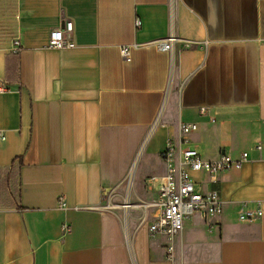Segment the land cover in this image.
I'll list each match as a JSON object with an SVG mask.
<instances>
[{"label":"crops","instance_id":"crops-1","mask_svg":"<svg viewBox=\"0 0 264 264\" xmlns=\"http://www.w3.org/2000/svg\"><path fill=\"white\" fill-rule=\"evenodd\" d=\"M8 8L0 6V264H264V149L256 148L264 0H13ZM67 21L75 46L48 47ZM171 32L174 51L160 50ZM134 43L127 61L120 48ZM182 123L196 129L182 134ZM170 138L207 161L248 153L214 177L190 171L197 192H219L223 212L187 217L172 238L150 233L156 208L140 219V205L159 198L150 178L167 172ZM259 208L261 216L240 219Z\"/></svg>","mask_w":264,"mask_h":264},{"label":"built area","instance_id":"built-area-1","mask_svg":"<svg viewBox=\"0 0 264 264\" xmlns=\"http://www.w3.org/2000/svg\"><path fill=\"white\" fill-rule=\"evenodd\" d=\"M140 26L141 21H136ZM73 30V22L67 21L65 28L52 29L49 37L48 47L50 48H70L74 47V42L68 38V34ZM177 36L171 32L166 38L158 41L156 46L163 51L173 52ZM14 51L21 50L19 38H15ZM138 45L126 44L121 46L120 51L124 59L131 60V53ZM196 129L195 123H182L180 125V133H190ZM187 140L180 138L178 145L176 140L170 138L167 141V147L162 153V158L167 164V172L163 177H151V183H155L158 187L159 198L150 203H142L140 207L143 209L141 223H144L149 217L148 209L154 207L157 213L149 221V231L153 235H165L169 238L176 236L184 228L185 219L195 213H202L211 218H218L223 212V205L220 194L217 190H213L208 194L197 192L194 182L191 178L190 171H207L213 177L218 173L239 167L244 159L248 157V153L244 152L241 159H233L227 154H222L214 161L204 160L199 151L185 146ZM256 148L264 149V143H258ZM127 200V199H126ZM126 202V201H125ZM61 206L65 203L62 199L59 201ZM262 210H243L240 213L242 221H251L261 216ZM127 243L131 245L129 233H126ZM172 248H170L171 250Z\"/></svg>","mask_w":264,"mask_h":264},{"label":"rangeland","instance_id":"rangeland-1","mask_svg":"<svg viewBox=\"0 0 264 264\" xmlns=\"http://www.w3.org/2000/svg\"><path fill=\"white\" fill-rule=\"evenodd\" d=\"M12 1L13 0H0L1 9H3L4 11H6V9H9L8 7L12 6ZM1 4H3V5H1ZM4 13H7V12H4ZM140 213L141 212L139 210H137L135 215H139Z\"/></svg>","mask_w":264,"mask_h":264},{"label":"bare ground","instance_id":"bare-ground-1","mask_svg":"<svg viewBox=\"0 0 264 264\" xmlns=\"http://www.w3.org/2000/svg\"><path fill=\"white\" fill-rule=\"evenodd\" d=\"M131 205H132V203H131V201L129 200V198L127 197V200H126L125 204H123L122 207H123L124 210L127 212V211L130 209Z\"/></svg>","mask_w":264,"mask_h":264},{"label":"trees","instance_id":"trees-1","mask_svg":"<svg viewBox=\"0 0 264 264\" xmlns=\"http://www.w3.org/2000/svg\"><path fill=\"white\" fill-rule=\"evenodd\" d=\"M0 185H1V182H0ZM19 195V194H18Z\"/></svg>","mask_w":264,"mask_h":264}]
</instances>
